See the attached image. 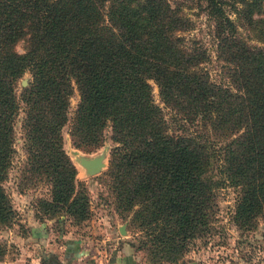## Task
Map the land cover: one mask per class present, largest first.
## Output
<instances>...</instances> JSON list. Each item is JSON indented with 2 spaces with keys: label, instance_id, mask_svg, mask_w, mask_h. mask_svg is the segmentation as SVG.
Returning <instances> with one entry per match:
<instances>
[{
  "label": "trees",
  "instance_id": "1",
  "mask_svg": "<svg viewBox=\"0 0 264 264\" xmlns=\"http://www.w3.org/2000/svg\"><path fill=\"white\" fill-rule=\"evenodd\" d=\"M190 8L208 19L226 83L210 77L207 48L186 35ZM25 73L26 85H18ZM73 89L77 102L68 117ZM17 120L22 178L46 184L37 207L50 216L80 221L90 212L62 145L69 121L74 147L92 151L111 142L102 174L116 210L131 212L137 247L153 262H177L206 237L221 185L235 191L232 223L251 230L260 219L264 236V0H0L3 225L16 214L2 182ZM206 130L225 141L214 147L201 136Z\"/></svg>",
  "mask_w": 264,
  "mask_h": 264
},
{
  "label": "rangeland",
  "instance_id": "2",
  "mask_svg": "<svg viewBox=\"0 0 264 264\" xmlns=\"http://www.w3.org/2000/svg\"><path fill=\"white\" fill-rule=\"evenodd\" d=\"M185 12L193 19V28L186 35L199 38L209 52V59L203 66L213 80L226 83L228 79L220 68L221 62L214 57V40L209 32L207 17L198 13L195 8L186 9ZM240 32L253 42L248 31L241 29ZM15 48L22 51L23 41H18ZM22 77L28 79V74L25 73ZM18 85H21L20 80ZM151 85L154 102L161 106L165 117H168L169 109L159 101L156 85L153 82ZM76 102L77 92L73 89L69 97L68 117L71 116ZM68 122L61 129L62 145L75 166V178L83 182L87 190L89 215L80 221L66 216L61 220L58 216H50L37 207V198L45 195L46 184L41 181L35 184L24 183L22 169L25 155L21 149L17 120L16 150L2 182L16 214L10 224H0V241L4 245L0 264H56L67 261L69 264H109L118 250L126 245L133 251L138 264H175L183 261L191 264H264V236L259 228L260 219L255 229H238L231 221L235 191L226 185L216 189L215 212L210 232L206 237L195 239L177 262H153L144 249L137 247L140 232L130 224L131 212L116 210L106 177L102 174L111 142L105 138L102 145L92 151L76 148L68 136ZM190 130L199 132L200 128L191 127ZM201 134L213 142L214 147L225 141L224 138L214 137L207 130ZM201 141L207 143L203 138ZM100 153L104 155V165L100 171L94 174L86 173L78 162V157H91ZM210 165V172L215 175L218 160L213 158ZM119 226H123V233L119 232Z\"/></svg>",
  "mask_w": 264,
  "mask_h": 264
},
{
  "label": "water",
  "instance_id": "3",
  "mask_svg": "<svg viewBox=\"0 0 264 264\" xmlns=\"http://www.w3.org/2000/svg\"><path fill=\"white\" fill-rule=\"evenodd\" d=\"M27 78L26 77H22L20 79V84L21 86L26 85L27 83ZM104 155L103 153L91 156V157H84V156H80L78 157V162L80 163L81 166L84 167L86 173L88 174H94L98 171H100V169L102 168V166L104 165ZM120 233L124 232V228L123 226H119L118 228ZM56 264H69V262H65V263H60L57 262Z\"/></svg>",
  "mask_w": 264,
  "mask_h": 264
},
{
  "label": "crops",
  "instance_id": "4",
  "mask_svg": "<svg viewBox=\"0 0 264 264\" xmlns=\"http://www.w3.org/2000/svg\"><path fill=\"white\" fill-rule=\"evenodd\" d=\"M68 243V242H67ZM71 246H73L72 242H70ZM71 246H67V248H70ZM73 248V247H72ZM74 249V248H73ZM133 251L130 249L129 246H123L122 248H120V250H118V252L116 253V255L113 257L112 260H110L109 264H138L137 263V259L135 258V256L132 253ZM72 264V262H71ZM175 264H191V262H178Z\"/></svg>",
  "mask_w": 264,
  "mask_h": 264
},
{
  "label": "flooded vegetation",
  "instance_id": "5",
  "mask_svg": "<svg viewBox=\"0 0 264 264\" xmlns=\"http://www.w3.org/2000/svg\"><path fill=\"white\" fill-rule=\"evenodd\" d=\"M53 262V261H52ZM50 264H55L54 262L53 263H50Z\"/></svg>",
  "mask_w": 264,
  "mask_h": 264
}]
</instances>
